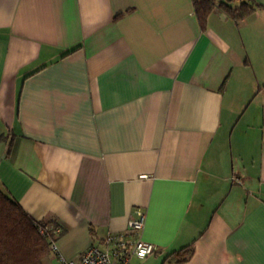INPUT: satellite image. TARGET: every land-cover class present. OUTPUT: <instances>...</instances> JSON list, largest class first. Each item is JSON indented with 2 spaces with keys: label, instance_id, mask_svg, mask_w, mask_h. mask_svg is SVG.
Listing matches in <instances>:
<instances>
[{
  "label": "crops",
  "instance_id": "0c3cea01",
  "mask_svg": "<svg viewBox=\"0 0 264 264\" xmlns=\"http://www.w3.org/2000/svg\"><path fill=\"white\" fill-rule=\"evenodd\" d=\"M0 187L67 260L264 264V0H0Z\"/></svg>",
  "mask_w": 264,
  "mask_h": 264
},
{
  "label": "trees",
  "instance_id": "16d2710c",
  "mask_svg": "<svg viewBox=\"0 0 264 264\" xmlns=\"http://www.w3.org/2000/svg\"><path fill=\"white\" fill-rule=\"evenodd\" d=\"M195 17L201 28L215 8H221L232 19L247 17L255 6V0H241L238 8L232 9L215 0H191ZM231 1V0H225ZM43 225L32 221L0 187V264H48L51 252L49 241L38 232ZM192 246L176 253V263L188 261Z\"/></svg>",
  "mask_w": 264,
  "mask_h": 264
},
{
  "label": "built area",
  "instance_id": "2783aa9c",
  "mask_svg": "<svg viewBox=\"0 0 264 264\" xmlns=\"http://www.w3.org/2000/svg\"><path fill=\"white\" fill-rule=\"evenodd\" d=\"M145 216L136 211L135 218L127 224L123 233L110 234L101 243V247L90 246L74 260L65 259L58 251L53 240L60 230L50 225H39L38 232L49 241V250L58 264H130L132 258L145 259L154 252L153 245L137 239L133 235L143 229Z\"/></svg>",
  "mask_w": 264,
  "mask_h": 264
},
{
  "label": "rangeland",
  "instance_id": "374dc122",
  "mask_svg": "<svg viewBox=\"0 0 264 264\" xmlns=\"http://www.w3.org/2000/svg\"><path fill=\"white\" fill-rule=\"evenodd\" d=\"M221 0H215V2L218 4ZM224 1V0H223ZM232 2V1H231Z\"/></svg>",
  "mask_w": 264,
  "mask_h": 264
}]
</instances>
